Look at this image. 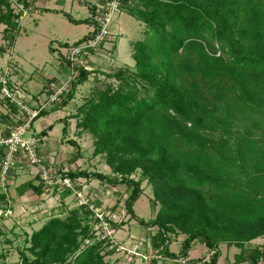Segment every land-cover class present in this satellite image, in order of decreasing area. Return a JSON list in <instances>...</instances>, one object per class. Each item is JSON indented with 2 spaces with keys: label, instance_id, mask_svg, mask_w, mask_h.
<instances>
[{
  "label": "trees",
  "instance_id": "16d2710c",
  "mask_svg": "<svg viewBox=\"0 0 264 264\" xmlns=\"http://www.w3.org/2000/svg\"><path fill=\"white\" fill-rule=\"evenodd\" d=\"M119 1L121 12L146 26L144 37L130 45L135 70L103 74L115 82L93 90L77 109L76 126L94 136L93 154L103 156L120 179L84 170L58 173L72 181L126 185V213L154 230L155 256L188 259L199 244L207 248V260L188 259V264H217L219 247L225 245L240 250L227 264H259L264 251L245 247L264 237V0ZM18 3L22 7L15 11L10 0H0V24L9 45L28 8ZM90 9L94 14L96 7ZM77 72L60 106L92 74L83 68ZM66 131L64 125L63 135ZM46 134L44 129L38 135ZM137 170L152 184V206H159L152 221L133 210L142 192L140 182L131 179ZM35 178L37 185L22 184L18 194L30 190L40 196L44 184ZM73 193L63 189L59 199ZM93 215L80 205L63 218L49 219L29 237L33 258L22 253L21 264H111L105 257L116 247L100 255L110 242L91 231ZM178 235L184 240L174 254L170 237Z\"/></svg>",
  "mask_w": 264,
  "mask_h": 264
},
{
  "label": "rangeland",
  "instance_id": "374dc122",
  "mask_svg": "<svg viewBox=\"0 0 264 264\" xmlns=\"http://www.w3.org/2000/svg\"><path fill=\"white\" fill-rule=\"evenodd\" d=\"M57 1L35 0V5L39 10L42 8L61 9L76 21L82 22V24L71 23L60 13L25 10L19 20L17 32L15 33L17 40L11 51V46L3 37V47L19 66L21 75L25 76L26 86L19 89V92L25 93L24 90L26 89L28 97L41 92L42 99L45 100L46 97L42 93L43 89L41 90L45 84V77L52 75V71L57 74H60L62 70L65 71V74L69 73L62 45L66 43L71 45L87 34L90 28L92 30V27L87 25L85 20H91L93 17L90 7L97 8L100 5V2L95 4L94 0H60V3H57ZM12 2L14 6L16 1L12 0ZM14 7L17 9L16 5ZM145 27L144 24L127 13L119 11L112 22L110 38L107 39L108 41L98 54L92 55L87 60L88 71H92L87 81L76 86L73 98L65 106H60L61 103L58 102L50 106L51 109L57 110H49L50 112L47 115L34 121V126L31 127L28 135H38L42 130L40 129L41 123L46 126L53 124L48 140L43 145L44 150L49 149L50 145L55 148L49 150L50 157L54 158L53 163H48L47 159L44 160V165L49 170L52 179L58 171L65 173L76 170H84L90 173L99 172L110 178L115 179L118 177L120 179L119 174L111 172L103 156L93 154L95 148L94 136L88 131H81L77 128L76 125L79 120L77 109L91 96L96 87H102L108 82H115V80H106L103 74H109L117 70H126L128 73L134 72V61L130 45L144 37ZM5 60L0 61L2 63L0 71L9 68V61L8 59ZM64 125L67 127L65 135L62 133ZM70 142H75L76 146H73ZM35 173L36 171L33 170L34 177H36ZM12 178L10 176L5 186L1 185L3 194L4 192L8 194V187L13 181ZM131 179L140 182L142 191L133 210L138 218L144 221H152L159 208L158 205L152 206V184L142 176L140 170L131 175ZM72 182L74 183V193L63 201L59 199V193L65 187L60 185L48 188L43 186V196H38L39 198L34 196V199L31 200L29 198L30 190L24 193L25 196L20 199L16 194H12L13 197H10L11 194H9V198H0V232L2 234L0 236V264H21L20 255L22 253L32 259V254L28 250L30 246L28 239L31 234L36 232L49 219L54 217L63 218L74 208L80 207L81 199L89 202L86 206L94 212L92 218L89 219V223L95 224L91 230L92 232L95 230L96 234H102L100 232L102 227L98 225V221L95 219V213L97 212L104 213L106 218L110 215L109 220L111 219V223L117 225V229L113 230L111 240H108L110 242L109 248H103L100 255L105 254L115 246L116 252L105 257L106 261L111 264H140L139 259L131 253L135 249L148 252L149 237L154 233V230L140 227L126 213L124 201L129 194L127 186L124 184L113 186L103 181H88L85 179ZM3 196L5 197V194ZM7 199H10L9 203ZM124 234H132V236H125ZM170 241L169 250L176 254L179 253L182 239L171 236ZM254 247H259L261 251H264V239L256 243L252 242L245 247V250L249 251ZM219 248L222 251V257L218 264H227L229 259L230 261L233 260L234 254L240 252L235 247L229 249L225 245H221ZM203 250L207 251L205 248ZM205 251L206 256L204 258L208 254ZM150 255L152 256L150 264H181L168 261L163 256L158 257L157 254L155 256V252L154 254L151 252ZM261 256L259 264H264V254Z\"/></svg>",
  "mask_w": 264,
  "mask_h": 264
},
{
  "label": "built area",
  "instance_id": "2783aa9c",
  "mask_svg": "<svg viewBox=\"0 0 264 264\" xmlns=\"http://www.w3.org/2000/svg\"><path fill=\"white\" fill-rule=\"evenodd\" d=\"M119 11V0L101 1L91 18L96 25L92 26L90 38L77 45L71 44L64 49L62 48L69 73L57 81L50 80L46 84L42 91L46 97L45 100L42 99L41 94L26 100L19 92V88L14 86L11 81V70L5 68L0 71V94L2 98L21 110L25 117L22 122L13 126L0 127V151L3 152L0 165L1 185L7 184L8 179L16 169L28 166L36 171L35 176H39L45 187L60 185L65 187L64 189L74 192V183L69 178H62L57 173L52 179L49 170L44 165L43 158L39 154L43 138L39 135L28 134L34 119L43 111L50 109V106L58 102L61 103L65 99L70 91L71 83L77 76V69L83 68L88 71V58L98 54L108 41L107 39L110 38L112 22ZM29 103H33L34 108H31ZM76 194L79 196L78 193ZM81 200V205L89 203L84 199ZM109 216L106 218L104 213H95V219L98 220V225L102 227L100 232L102 234L104 232L103 235L96 234L99 240L107 238L110 241L112 238L113 229ZM136 250L130 253L139 259L140 264H150L152 250L150 253L149 251H142V249ZM176 262L188 264V259H181Z\"/></svg>",
  "mask_w": 264,
  "mask_h": 264
},
{
  "label": "crops",
  "instance_id": "0c3cea01",
  "mask_svg": "<svg viewBox=\"0 0 264 264\" xmlns=\"http://www.w3.org/2000/svg\"><path fill=\"white\" fill-rule=\"evenodd\" d=\"M11 1V7L15 10V11H18L19 9H21V7H22V4L21 3H18V0H13L14 2L16 1V3H15V5L17 6V9H16V7H14L13 6V2H12V0H10ZM21 1H24V2H26L27 4H28V8H27V10H33V11H35V12H37V11H40V12H42V10H48L49 12H52V13H60V14H64V13H66L67 14V12H64L63 10H61V9H46V8H42V9H40L39 10V8L35 5V0H33V1H30V0H21ZM101 1L102 0H94V3L96 4L97 2H100L101 3ZM87 2V1H86ZM57 3H60V0H58L57 1ZM21 6V7H20ZM89 6H90V4H89ZM57 7V6H56ZM44 12V11H43ZM69 15V14H68ZM70 16V15H69ZM71 17V16H70ZM72 18V17H71ZM73 19V18H72ZM73 20H75V19H73ZM86 20H88V19H86ZM76 21V20H75ZM87 25H89L88 23H87ZM4 28H5V26L4 25H1L0 24V61L1 62H3L5 59L7 60L8 59V61H9V65H8V67H9V69L11 70V72H12V76H11V81H12V83H13V85L14 86H17L19 89H21V88H24L25 86H26V83H25V76H22L21 75V73H20V69H19V66L13 61V59L10 57L11 55H8V51H6L5 50V47H3V45H4V39H3V37H4V35H5V33L3 32V30H4ZM90 30H91V28H90ZM90 30L88 31V33L90 32ZM87 33V34H88ZM87 34H85L84 36H86ZM83 36V37H84ZM82 37V38H83ZM81 38V39H82ZM16 40H17V37L15 36V38H14V42H13V44L12 45H10L11 47H10V51L13 49V47H14V45H15V43H16ZM80 40V39H79ZM53 49V48H52ZM54 50V49H53ZM5 56V57H4ZM6 56H7V58H6ZM5 60V61H6ZM0 62V66L2 65V63ZM61 66H62V64H60ZM53 73H52V75H47L46 77H45V84L42 86V88H41V90L46 86V84H48L49 82H50V80L52 81V80H59V79H61V78H63V76L65 75V71L64 70H62L61 71V73L60 74H57V73H55L54 71H52ZM30 79V78H29ZM40 90V91H41ZM24 92L25 93H21L22 94V96L26 99V100H28L29 98H34L35 96H38L39 94H41V92L39 93V94H37V95H34V96H30V97H28L29 95H27L28 93H27V90L25 89L24 90ZM42 97V96H41ZM31 108H34V104L33 103H29L28 104ZM49 110H53V109H48V110H46V111H48V112H50ZM44 112V111H43ZM42 112V113H43ZM48 114V113H47ZM46 114V115H47ZM40 116V115H39ZM45 116V115H44ZM41 117H43V115L42 116H40V117H37L36 119H34L33 120V122H32V128H33V126H34V121L35 120H37L38 118H41ZM25 117H24V114H23V112L21 111V110H19L16 106H14V105H12V104H10L8 101H6V100H4L3 98H2V96H1V94H0V127L1 126H13V125H15V124H17V123H20V122H22L23 121V119H24ZM48 127H51V129L50 130H48L47 128ZM46 129V136L43 138V141H42V143H41V146H40V149H39V154H40V156L43 158V160H45V159H47V161H48V163L50 162V163H53L52 161L54 160V158H51L50 157V153H49V150H52V149H55L53 146H51L50 145V148L49 149H46V150H44L43 149V145H44V143L48 140V137H49V134H50V131L52 130V128H53V124H50L49 126H46V125H43V123H41V128L40 129H42L41 131H43L44 129ZM40 132V131H39ZM58 143V142H57ZM2 154H3V152L2 151H0V165H1V158H2ZM11 177H13L11 180H13V181H11V183H10V186L8 187V194L7 193H5L4 192V194H5V198H9L8 196H9V194H11L10 195V197H13L12 196V194H16V196H18L17 198L18 199H20V198H23L25 195H19L18 194V188H20V186L22 185V184H25V183H28V182H31L32 184H34V185H37L38 184V179L37 178H35L34 177V175H33V169L32 168H30V167H28V166H24V167H22V168H18L16 171H14L12 174H11ZM1 183H0V195L1 196H3L4 194H3V192L1 191ZM28 191H26L25 193H27ZM34 196L35 197H37V198H39L38 197V195H36V194H34L33 192H30V195H29V198H30V200L31 199H34ZM41 196H43V194H41L40 195V197ZM29 198H27V199H29ZM7 201H8V203L10 202V199H7ZM137 203V202H136ZM135 203V204H136ZM41 204H43V203H41ZM135 206V205H134ZM38 207H40V206H38ZM39 209V208H38ZM141 227V226H140ZM121 230V229H120ZM119 230V231H120ZM125 235V234H124ZM128 235H131L132 236V234H126L125 236H128ZM152 236V235H151ZM151 236L149 237V241H148V244H149V251H151L150 249H151V247H150V239H151ZM174 237V236H173ZM181 238L182 239V241L184 240V236L183 235H178V236H175L174 238ZM262 239H264V237H260V238H258V239H256V240H254L253 242H257V241H260V240H262ZM171 240H173V239H171ZM182 241H181V243H182ZM171 243V242H170ZM169 247H170V245H169ZM203 248H205L203 245H199V244H196V245H194L193 247H192V249L188 252V259L189 260H191V262L192 261H196V260H200V259H202V260H207V258H208V254H207V257H205L204 258V256H206V254H204V251L205 250H203ZM232 248V247H231ZM169 249V248H168ZM206 250H207V248H205ZM230 249V248H229ZM170 251V250H169ZM221 251V250H220ZM171 252V251H170ZM180 252V251H179ZM171 253H173V252H171ZM205 253H208V250L207 251H205ZM174 254H176V253H174ZM177 254H179V253H177ZM235 255V254H234ZM222 257V251H221V256H220V258ZM234 257V256H233ZM200 258V259H199ZM220 258H219V260H220ZM219 260H218V262H219ZM168 261H171V262H174V260H171V259H168ZM176 262V261H175ZM174 262V263H175ZM218 262H217V264H218ZM230 262H233V260L232 261H230V259L227 261V263H230ZM248 264V263H247Z\"/></svg>",
  "mask_w": 264,
  "mask_h": 264
}]
</instances>
